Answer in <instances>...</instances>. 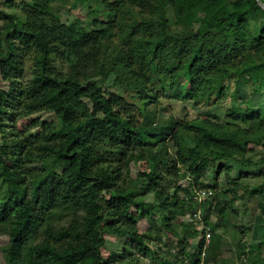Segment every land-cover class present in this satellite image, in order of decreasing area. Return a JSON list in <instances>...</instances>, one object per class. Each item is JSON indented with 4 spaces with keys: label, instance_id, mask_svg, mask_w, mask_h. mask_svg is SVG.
Masks as SVG:
<instances>
[{
    "label": "trees",
    "instance_id": "1",
    "mask_svg": "<svg viewBox=\"0 0 264 264\" xmlns=\"http://www.w3.org/2000/svg\"><path fill=\"white\" fill-rule=\"evenodd\" d=\"M2 3L22 11L0 8V231L10 240L8 264H141L150 255L160 264H201L204 242L197 239L205 230L198 221L212 231L203 263L217 259L226 228L211 223L219 180L226 176L221 191L232 194V204L242 197L249 168L264 164V156H250L251 145L264 150L258 1ZM67 6L87 7L90 18L64 22ZM98 78L141 100L142 120L135 103ZM228 82L262 99L232 104L224 119L211 112L195 121L159 119L162 96L180 85L179 98L199 106L227 98ZM45 112L55 118L29 119ZM232 161L241 164L238 177ZM143 162L147 170L133 178L132 165ZM210 169L214 185L205 180ZM209 190L200 201L198 194ZM245 191L262 193L264 181ZM259 209L264 216V201ZM143 219L173 236L174 260L152 254L158 240L140 232ZM106 233L127 237L135 253L106 258ZM239 247L240 258L248 256L243 264L264 262V241Z\"/></svg>",
    "mask_w": 264,
    "mask_h": 264
},
{
    "label": "rangeland",
    "instance_id": "2",
    "mask_svg": "<svg viewBox=\"0 0 264 264\" xmlns=\"http://www.w3.org/2000/svg\"><path fill=\"white\" fill-rule=\"evenodd\" d=\"M0 8L9 14H16L19 16L22 15V11L19 7H11L8 4L2 3L0 5ZM88 12L89 10L85 6H81L76 10L71 9L69 6H67L62 10L61 13L64 22H71L78 18H80L81 20L89 19L90 17L88 16ZM168 13L170 19L174 22L172 10L169 9ZM1 25L2 21H0V27ZM28 66L29 68L26 77L31 76V72L29 71L30 63ZM97 81L107 88L108 82L106 80L98 78ZM227 84H230L231 86L227 98L219 100L214 99L213 101H211L210 105L202 104L199 106L191 101H183L179 98L178 94L183 88L180 85L176 91L162 96L160 100L159 119L166 120L171 115H174L181 120L195 121L197 119L207 117L209 112L217 114L222 119H224L226 117L227 110L232 104L240 105L244 100L248 98H252V100L254 101H260L262 99L261 95H252V92L247 89L240 88L235 90L234 83L232 82H228ZM107 89L109 90V92L117 93L123 96L128 102L135 103L138 106V116L140 117V120H142L146 107L141 100L133 97L132 92L121 90L117 87H113L111 89L108 87ZM33 118L50 121L55 117L53 113L45 112L33 115L29 119L31 120ZM251 147L252 152L250 153V156L254 160L259 161L262 156H264V150L253 145H251ZM231 164L233 165L232 174L235 177H238L240 175V172L242 171L241 164L234 161H232ZM259 168H261L264 172V164L255 165L252 168H249V171H251L249 173L251 174L242 179V190H239L238 192L242 195V197L232 204L228 203L231 200L232 194L227 195L221 191V188L226 185V176H221L218 189V192H220V194L214 200V209L216 210L217 214H214L212 216L211 223L213 225H217L218 223H221V221H223V223H226V228L219 231V233L223 234L224 236L221 255L217 259L208 262V264H243L244 262H246L245 258L247 257L248 259V256H246L245 258H240V243H245L248 247L250 245L264 241V216L260 215L259 209V202L264 201V191L259 194H251L245 191L246 189H252L253 187L261 185L264 181V174L260 175V173L257 171V169ZM145 169L147 170V167L144 162L140 164H133L132 177H136L139 171H143ZM253 173H259V175ZM213 175L214 172L210 169L205 177L206 182L210 183L211 185L215 184L213 181ZM188 183L189 182L187 180L183 181V185H188ZM201 199L204 200L206 198L201 197ZM146 200L155 202L153 195L147 196ZM198 228L200 229V226H198ZM139 229L142 234L146 236H154L155 239L158 240V242L154 240V243L151 244V247L153 249L152 254L157 253L159 257L165 259H175L177 251L175 244L177 243L176 240L173 239V236L171 237L164 234L162 231H159L158 228H151L149 221L146 219L140 221ZM105 237L106 244L102 249V253L106 258L109 257L112 253H121L124 251V249H128L133 254L135 253L131 248L127 237H118L108 233L105 234ZM197 240L200 241V239ZM9 244L10 240L8 235L0 231V264H8L6 253ZM261 256L264 257V248ZM141 264L160 263L157 259L154 258L153 255H150L149 257L142 259ZM259 264H264V262H260Z\"/></svg>",
    "mask_w": 264,
    "mask_h": 264
},
{
    "label": "built area",
    "instance_id": "3",
    "mask_svg": "<svg viewBox=\"0 0 264 264\" xmlns=\"http://www.w3.org/2000/svg\"><path fill=\"white\" fill-rule=\"evenodd\" d=\"M213 194V192L212 191H202V192H200L199 194H198V199L200 200V201H203L202 199H201V197H203V198H207L208 196H211ZM198 220H201L200 218H199V214H198ZM199 222V221H198ZM197 222V224L200 226V229H202V230H205L204 232H203V234L199 237V239H200V241H203L204 242V249H203V251H202V253H201V256H200V258H201V264H204L203 263V261H204V256H205V249H206V247L210 244V242H211V239H212V231H211V229H210V227H204V225L202 224V223H198Z\"/></svg>",
    "mask_w": 264,
    "mask_h": 264
},
{
    "label": "water",
    "instance_id": "4",
    "mask_svg": "<svg viewBox=\"0 0 264 264\" xmlns=\"http://www.w3.org/2000/svg\"><path fill=\"white\" fill-rule=\"evenodd\" d=\"M261 7L264 9V3L261 0H257Z\"/></svg>",
    "mask_w": 264,
    "mask_h": 264
}]
</instances>
